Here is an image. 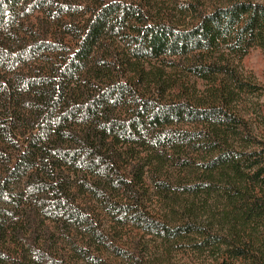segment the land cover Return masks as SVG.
Wrapping results in <instances>:
<instances>
[{"label": "trees", "instance_id": "obj_1", "mask_svg": "<svg viewBox=\"0 0 264 264\" xmlns=\"http://www.w3.org/2000/svg\"><path fill=\"white\" fill-rule=\"evenodd\" d=\"M253 48L264 0H0V264H264Z\"/></svg>", "mask_w": 264, "mask_h": 264}, {"label": "rangeland", "instance_id": "obj_2", "mask_svg": "<svg viewBox=\"0 0 264 264\" xmlns=\"http://www.w3.org/2000/svg\"><path fill=\"white\" fill-rule=\"evenodd\" d=\"M242 67L253 73L260 80V82L264 81V55L259 49L253 48L249 50L242 61ZM259 102L263 105L264 110V94L260 96ZM256 111L257 110L253 109L248 111L247 116H249L252 121L255 120L254 113H256Z\"/></svg>", "mask_w": 264, "mask_h": 264}]
</instances>
